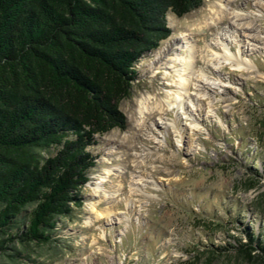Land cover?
Instances as JSON below:
<instances>
[{"label":"rangeland","instance_id":"1","mask_svg":"<svg viewBox=\"0 0 264 264\" xmlns=\"http://www.w3.org/2000/svg\"><path fill=\"white\" fill-rule=\"evenodd\" d=\"M167 24L135 64L123 128L88 147L81 205L57 217L55 241L29 244L25 264H254L236 246L246 226L264 235V0H203ZM189 49L191 61L173 59ZM155 93L169 102L162 118L138 112Z\"/></svg>","mask_w":264,"mask_h":264},{"label":"trees","instance_id":"2","mask_svg":"<svg viewBox=\"0 0 264 264\" xmlns=\"http://www.w3.org/2000/svg\"><path fill=\"white\" fill-rule=\"evenodd\" d=\"M202 1L0 0V264L56 240L82 203L88 147L124 126L136 62L170 34L168 13ZM244 231L236 252L264 264V235Z\"/></svg>","mask_w":264,"mask_h":264},{"label":"bare ground","instance_id":"3","mask_svg":"<svg viewBox=\"0 0 264 264\" xmlns=\"http://www.w3.org/2000/svg\"><path fill=\"white\" fill-rule=\"evenodd\" d=\"M227 13L228 14H230V12L229 11H227V10H225V11H223V13H222V15L225 17L226 15H227ZM233 15V16H232ZM231 16V18H234V19H237V17H238V14L237 13H234V14H232ZM223 47L225 48V49H227V47L228 46H226V45H223ZM197 51V50H196ZM188 52H189V54H188V56H182L181 55V57L179 56V57H177V58H173V59H181L183 62H185L186 61V59L187 60H189V61H191V58L193 57V54H191V51H190V49L188 50ZM207 53H205V55L204 54H201V57H204V56H206L207 57ZM220 56H221V58H223V59H225L226 61L227 60H229V61H234V60H236L237 61V59L234 57V55H230V53H228V51L227 50H224L223 52H221L220 54H219ZM174 56H176V54H174ZM218 56V53L216 52L215 53V57H217ZM210 59H212L211 58V56H210V58H207V60H210ZM170 61H172V55L170 56ZM197 61V60H196ZM240 62V61H239ZM170 66H171V63L169 64ZM240 64L237 62V65L236 66H239ZM200 66V65H199ZM204 71H203V69H201V68H199L198 69V71H197V73H196V75L197 76H200V77H203L204 76ZM180 79H181V81H182V83H181V85H179L182 89H184L185 90V92H183V91H176V98H177V100L178 101H182V99L184 98V94L185 95H187L188 93H187V90L184 88V81H186V79H185V76L183 75V74H181V76H180ZM188 79V78H187ZM188 81H190V79H188ZM186 83V82H185ZM196 87V86H195ZM196 90L198 89V88H195ZM175 98V99H176ZM174 99V100H175ZM139 103H140V105H139V107H138V112H142L143 113V110H148L149 111V113H151V114H156V115H158L160 118H162L161 117V115L162 114H165V110H167V108H168V105H169V102L168 101H165L162 97H160V95H159V93L157 94V93H155L154 94V96H150V95H145V96H141V98H140V100H139ZM149 104V105H148ZM151 104V105H150Z\"/></svg>","mask_w":264,"mask_h":264}]
</instances>
